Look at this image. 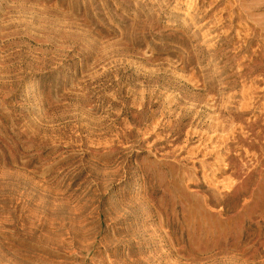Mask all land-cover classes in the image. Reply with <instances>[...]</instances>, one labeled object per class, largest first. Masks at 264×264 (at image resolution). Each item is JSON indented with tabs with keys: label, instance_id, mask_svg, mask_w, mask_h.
<instances>
[{
	"label": "rangeland",
	"instance_id": "rangeland-1",
	"mask_svg": "<svg viewBox=\"0 0 264 264\" xmlns=\"http://www.w3.org/2000/svg\"><path fill=\"white\" fill-rule=\"evenodd\" d=\"M0 264H264V0H0Z\"/></svg>",
	"mask_w": 264,
	"mask_h": 264
},
{
	"label": "bare ground",
	"instance_id": "bare-ground-1",
	"mask_svg": "<svg viewBox=\"0 0 264 264\" xmlns=\"http://www.w3.org/2000/svg\"><path fill=\"white\" fill-rule=\"evenodd\" d=\"M216 122V121H215ZM215 125H219V124H215ZM233 130V129H232ZM219 134V133H218ZM228 135V134H227ZM209 138L211 139V138H213V136H209ZM222 138V137H221ZM215 140V139H214ZM213 150H208V152H206L205 153V155L207 156L209 153L211 154V152H212ZM202 153V152H201ZM220 158V157H219ZM205 159H207V158H205ZM204 158H203V160H201V161H199L200 162V164H201V166H202V171H203V177L205 178V179H208V181L210 182V180L213 182L214 180H215V178L217 177H215V175H216V172L218 171V169H211V171H209V170H207V166H208V164H207V162H206V160H205ZM218 160H220V159H218ZM218 160L216 159V161L218 162ZM219 163V162H218ZM212 164V163H211ZM223 166V165H222ZM221 166L219 165L217 168H220ZM218 173V172H217ZM213 177H215L214 179H213ZM218 179V178H217ZM216 181V180H215ZM218 181V180H217ZM216 181V182H217ZM220 181V180H219ZM229 181V180H228ZM216 182H214V183H216ZM221 183V182H220ZM228 183V182H227ZM222 185V184H221ZM216 187V186H215ZM225 187H226V185H225Z\"/></svg>",
	"mask_w": 264,
	"mask_h": 264
}]
</instances>
